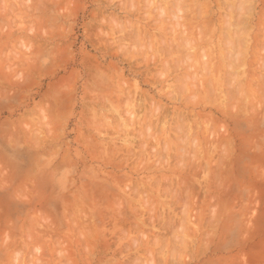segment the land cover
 <instances>
[{"label": "rangeland", "instance_id": "obj_1", "mask_svg": "<svg viewBox=\"0 0 264 264\" xmlns=\"http://www.w3.org/2000/svg\"><path fill=\"white\" fill-rule=\"evenodd\" d=\"M0 264H264V0H0Z\"/></svg>", "mask_w": 264, "mask_h": 264}]
</instances>
